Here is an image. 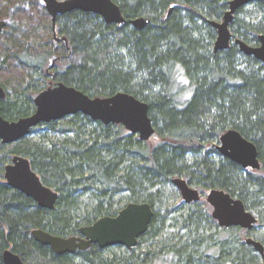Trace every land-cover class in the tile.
<instances>
[{
    "label": "trees",
    "instance_id": "1",
    "mask_svg": "<svg viewBox=\"0 0 264 264\" xmlns=\"http://www.w3.org/2000/svg\"><path fill=\"white\" fill-rule=\"evenodd\" d=\"M113 1L127 20L144 16L149 23L138 30L128 21L106 23L98 14L75 9L57 15L53 27L42 0H0L2 117L29 115L33 97L62 82L91 97L123 91L145 101L152 136L158 137L152 144L121 124L76 113L39 125L61 135L49 138L48 145L28 136L10 144L0 140V264L5 249L25 264H258L260 256L244 241L250 236L264 247V233L256 229L264 227V64L234 44L213 52L215 33L208 21L220 19L229 0ZM231 31L234 38L255 43L264 33V0L238 9ZM230 128L254 143L258 169L226 157L212 159L213 141ZM13 155L26 157L58 193L52 209L5 182L4 166ZM174 177L201 193L220 188L241 199L256 223L251 229L219 227L193 203L180 215L183 236L162 238L157 251L150 245L136 251L162 234L176 210L166 207L169 197L179 196ZM129 202L149 203L153 216L137 246L123 254L106 255L107 248L91 244L57 255L30 234L41 228L75 235ZM213 223L215 229L206 233Z\"/></svg>",
    "mask_w": 264,
    "mask_h": 264
},
{
    "label": "water",
    "instance_id": "2",
    "mask_svg": "<svg viewBox=\"0 0 264 264\" xmlns=\"http://www.w3.org/2000/svg\"><path fill=\"white\" fill-rule=\"evenodd\" d=\"M49 14L53 27L56 16L72 10L91 12L101 16L106 23H122L124 17L120 8L112 0H42ZM259 0H229L228 8L220 20H209L215 29L216 36L213 50L226 49L231 40L232 32L229 23L234 13L241 7ZM171 9V8H170ZM135 29H142L149 23L144 16L131 19ZM5 25L0 20V30ZM259 44L252 46L236 38L235 44L241 53L253 56L264 64V34L258 36ZM5 91L0 85V98ZM34 111L15 120H8L0 114V140L13 143L27 136L30 130L40 123L56 121L63 117L81 113L103 124H121L130 133L137 135L142 141L149 139L155 129L148 114V104L132 94L118 91L110 96L91 97L83 91L59 82L39 91L33 97ZM217 150L229 160L246 168L260 167L257 148L234 128L227 129L219 136ZM3 177L12 188L30 197L43 208L52 209L58 193L45 185L40 176L32 169L29 160L22 155H14L4 166ZM172 183L179 191L183 201L189 203L198 201L200 193L183 177L172 178ZM206 202L212 207L211 217L219 227L239 226L251 229L257 221L256 216L245 208L243 201L233 197L220 188H211L205 195ZM153 216V210L147 202H129L113 216H101L92 224L81 226L79 235L59 236L48 231L35 228L31 236L40 244L49 246L57 254L74 253L77 249H86L91 244L99 248L122 246L131 249L137 245L138 238L145 233ZM245 244L250 245L260 256L258 264H264V247L258 240L250 236L245 238ZM3 264H25L18 254L10 249L2 252Z\"/></svg>",
    "mask_w": 264,
    "mask_h": 264
},
{
    "label": "rangeland",
    "instance_id": "3",
    "mask_svg": "<svg viewBox=\"0 0 264 264\" xmlns=\"http://www.w3.org/2000/svg\"><path fill=\"white\" fill-rule=\"evenodd\" d=\"M252 11V10H251ZM250 12V10H249ZM49 15V14H48ZM48 31V30H47ZM49 35V33H48ZM47 37V36H46ZM215 40V38H214ZM214 46V41L212 43V47ZM67 62V61H66ZM264 73V70H262ZM61 135L48 130V128H46L45 126H38L36 129H34V131H32L28 137H30L33 140L36 141H42L47 143L48 139L51 138L52 140H57ZM158 141V137L157 136H152L150 137V143L154 144ZM213 146L216 148L217 145L219 144V140H214L213 141ZM48 145V143H47ZM210 156L212 157V159L214 161H218L220 159V153L217 151V153H211ZM222 157V156H221ZM174 186V185H173ZM195 188V185H191ZM174 189H176V187L174 186ZM179 194V196H175V197H169V199H167V206L166 207H174L176 206V210L175 211H171L168 214L167 220L165 222V226L162 229V234L161 235H157V237L153 240V241H149L146 244H142V246L140 247H136L135 250L136 251H142L144 252L150 245L151 250H155L156 251L160 248V244H161V239L162 238H170L171 240L175 241L177 240V238L179 236H183L185 229H182L181 225H180V215H184L189 209L190 207H188L189 205H193L196 204V206H198L200 209H202V212L205 214H210L212 207L206 202L205 199V195L207 193V191H205L204 193L201 194L200 199L198 201H192L189 202L187 204H185L183 202V199L179 193L178 190H176ZM88 198V197H87ZM85 198L84 201H87L88 199ZM166 207L162 208L161 211L165 210ZM215 229L214 227V223L213 225L209 226L206 225V233H211L213 230ZM256 229L258 231H260L261 233H264V227L263 226H259L256 227ZM137 246V245H136ZM126 248L125 247H121V246H112V247H108L105 251L106 255H110L111 253H116V254H123L125 252ZM261 261V259L259 260V262ZM158 264H168V262H164V263H158Z\"/></svg>",
    "mask_w": 264,
    "mask_h": 264
},
{
    "label": "flooded vegetation",
    "instance_id": "4",
    "mask_svg": "<svg viewBox=\"0 0 264 264\" xmlns=\"http://www.w3.org/2000/svg\"><path fill=\"white\" fill-rule=\"evenodd\" d=\"M112 1H113V0H112ZM113 2H114L115 4H117L115 1H113ZM251 3H252V2H251ZM251 3H249V4L245 5V6H249V5H251ZM117 5H118V4H117ZM118 6H119V5H118ZM119 8H120V7H119ZM170 8H172V7H171V6L169 7V11H168V13L171 11ZM239 9H240V8H239ZM120 11H121V13H122L121 8H120ZM224 12H225V11H224ZM236 12H237V11H236ZM236 12L234 13V17H235ZM122 15H123V13H122ZM222 16H223V15H222ZM222 16H221V18H222ZM100 17H101V16H100ZM123 17H124L125 20H124V22H122L121 24H123V23H125L126 21H128L129 24H130L131 26H132V24L130 23V20L136 18V17H134V18H131V19L127 20L126 17H125L124 15H123ZM221 18H220V19H221ZM220 19H217V20H220ZM0 20H3V19H0ZM233 20H234V18H233ZM233 20H232V21H233ZM232 21L229 23V28H230V30H231V24H232ZM112 23H114V22H112ZM115 24H120V23H115ZM210 26H211V25H210ZM211 27H212V26H211ZM212 28H213V27H212ZM213 30H214V33H215V36H216V31H215L214 28H213ZM231 32H232V31H231ZM232 34H233V33H232ZM260 34H264V33H259V34L257 35V39H256V42H255V43H247V42H246V43L249 44V45H252V46H257V45L259 44L258 36H259ZM215 36H214V38H215ZM236 38H237V37H236ZM236 38H234V36H232V40H231L230 44L237 45V44H235V42H234V39H236ZM239 39H240V38H239ZM241 40H243V39H241ZM213 41H214V39H213ZM213 41H212V43H213ZM243 41H244V40H243ZM230 44H229V46H230ZM229 46H228V47H229ZM237 46H238V45H237ZM212 50H213V49H212ZM218 51H219V50H218ZM239 51H240V50H239ZM213 52H216V51L213 50ZM49 86H53V85H48L47 87H49ZM47 87H45V88H47ZM45 88H43V89H45ZM43 89H42V90H43ZM4 91H5V90H4ZM2 98H4V97H2ZM2 98H0V99H2ZM34 108H35V106H34ZM30 114H31V113H30ZM14 120H15V119H14ZM41 124H42V123H40V124H38V125H36V126H39V125H41ZM36 126H35V127H36ZM33 128H34V127H33ZM33 128H32V129H33ZM32 129H31V130H32ZM31 130H30V131H31ZM29 134H30V132H29ZM29 134H28V135H29ZM28 135H27V136H28ZM24 137H25V136H24ZM16 141H17V140H16ZM9 144H10V143H9ZM216 150H217V148H216ZM217 151H218V150H217ZM218 152H219V151H218ZM220 155H221V154H220ZM13 156H14V155H13ZM13 156H12V157H13ZM221 156H222V155H221ZM12 157H11V158H12ZM222 157H223V156H222ZM10 161H11V159H10ZM10 161H9V162H10ZM7 163H8V162H7ZM171 183H172V180H171ZM172 184H173V183H172ZM173 185H174V184H173ZM176 190H177V189H176ZM198 192L200 193V196H201L202 193L199 191V189H198ZM183 202H184V201H183ZM184 203H185V202H184ZM185 204H187V203H185ZM121 208H122V207H121ZM210 215H211V213H210ZM216 224H217V222H216ZM78 231H79V230H78ZM75 235H79V232H78L77 234H75ZM65 237H66V236H65ZM121 247H122V246H121Z\"/></svg>",
    "mask_w": 264,
    "mask_h": 264
}]
</instances>
